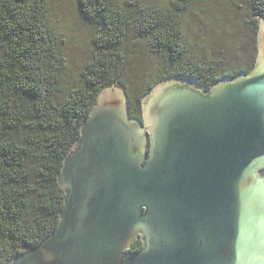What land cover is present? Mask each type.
Instances as JSON below:
<instances>
[{"label": "water", "instance_id": "1", "mask_svg": "<svg viewBox=\"0 0 264 264\" xmlns=\"http://www.w3.org/2000/svg\"><path fill=\"white\" fill-rule=\"evenodd\" d=\"M257 18L247 72L207 88L184 75L160 79L140 99L141 121L116 80L100 89L56 176L58 224L3 264H264Z\"/></svg>", "mask_w": 264, "mask_h": 264}, {"label": "trees", "instance_id": "2", "mask_svg": "<svg viewBox=\"0 0 264 264\" xmlns=\"http://www.w3.org/2000/svg\"><path fill=\"white\" fill-rule=\"evenodd\" d=\"M240 1L256 27L257 16L264 17V0ZM77 4L82 19L94 28V51L81 71L82 80L60 103V58L55 34L45 22V1L0 0V264L23 246L37 244L58 224L64 192L57 173L99 90L114 80L124 90L121 46L128 28L149 37L153 48L172 61L184 52L180 19L186 0H176L171 8H128L118 0ZM252 65L219 75L210 66L180 65L155 78L141 97L165 77H193L207 88L219 77L247 72ZM126 102L129 116L141 121L140 100L137 106ZM141 247L137 239L129 250Z\"/></svg>", "mask_w": 264, "mask_h": 264}, {"label": "rangeland", "instance_id": "3", "mask_svg": "<svg viewBox=\"0 0 264 264\" xmlns=\"http://www.w3.org/2000/svg\"><path fill=\"white\" fill-rule=\"evenodd\" d=\"M45 22L55 34L60 58L61 83L57 94L62 102L68 89L78 84L81 71L94 51V28L78 12V0H44ZM130 8L163 6L171 8L176 0H118ZM181 16L183 54L176 60L154 49L151 39L130 26L121 46V78L126 98L133 106L146 87L159 75L180 65L210 66L216 74L234 71L254 63L256 27L246 5L240 0H186ZM1 244V243H0Z\"/></svg>", "mask_w": 264, "mask_h": 264}, {"label": "flooded vegetation", "instance_id": "4", "mask_svg": "<svg viewBox=\"0 0 264 264\" xmlns=\"http://www.w3.org/2000/svg\"><path fill=\"white\" fill-rule=\"evenodd\" d=\"M249 70V69H248Z\"/></svg>", "mask_w": 264, "mask_h": 264}]
</instances>
